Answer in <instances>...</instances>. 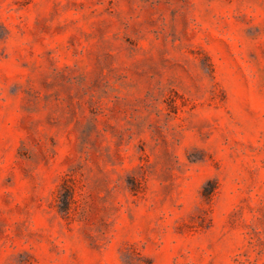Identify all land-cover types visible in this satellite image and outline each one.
<instances>
[{"label": "rangeland", "instance_id": "374dc122", "mask_svg": "<svg viewBox=\"0 0 264 264\" xmlns=\"http://www.w3.org/2000/svg\"><path fill=\"white\" fill-rule=\"evenodd\" d=\"M0 264H264V0H0Z\"/></svg>", "mask_w": 264, "mask_h": 264}]
</instances>
